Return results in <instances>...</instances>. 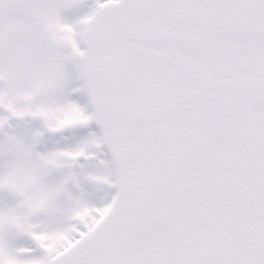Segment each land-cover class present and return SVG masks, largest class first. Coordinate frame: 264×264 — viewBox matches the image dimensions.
I'll return each instance as SVG.
<instances>
[{"label":"snow or ice","instance_id":"6c2138e0","mask_svg":"<svg viewBox=\"0 0 264 264\" xmlns=\"http://www.w3.org/2000/svg\"><path fill=\"white\" fill-rule=\"evenodd\" d=\"M0 264H264V0H0Z\"/></svg>","mask_w":264,"mask_h":264}]
</instances>
